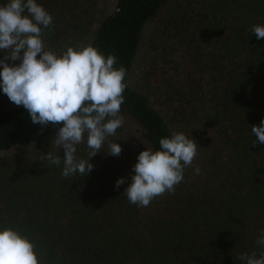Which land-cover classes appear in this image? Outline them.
Here are the masks:
<instances>
[{"label": "trees", "instance_id": "obj_1", "mask_svg": "<svg viewBox=\"0 0 264 264\" xmlns=\"http://www.w3.org/2000/svg\"><path fill=\"white\" fill-rule=\"evenodd\" d=\"M85 1L94 3L36 0L54 18L46 50L63 51ZM95 20L84 43L126 69L124 123L90 159V173L63 178L62 164L41 159L57 151L51 142L62 125L34 124L23 106L0 109V151L40 147L0 157V229L27 235L41 264H242L238 254L259 251L264 228V144H253L251 132L264 118V38L250 31L264 26V0H117ZM151 23L146 87L138 89L129 79ZM174 131L196 141L200 174L186 168L173 194L130 204L123 192L138 154L159 150ZM109 141L119 156L107 154ZM76 156L87 158L85 144Z\"/></svg>", "mask_w": 264, "mask_h": 264}, {"label": "clouds", "instance_id": "obj_2", "mask_svg": "<svg viewBox=\"0 0 264 264\" xmlns=\"http://www.w3.org/2000/svg\"><path fill=\"white\" fill-rule=\"evenodd\" d=\"M44 29L54 30V18L36 0H7L0 6V91L11 103L23 106L32 123L46 127L62 125L51 145L63 149L41 153L49 165L60 167L63 178L79 174L85 177L93 169L89 162L101 152L108 137L114 136L124 123L121 105L124 103L126 69L117 64L115 55L105 57L91 44L66 46L59 55L46 50ZM257 39L264 38V26L250 29ZM22 53V55H21ZM19 60L18 65L8 61ZM256 137L253 144H264V118L259 126L252 125ZM85 144L87 158L78 159L77 146ZM159 150L145 147L132 165L131 183L123 194L130 204L147 207L165 192L173 194L184 179L186 168L193 167L198 145L190 134L174 131L159 140ZM108 153L119 156L122 148L109 141ZM125 183L119 178L115 187ZM259 251L238 254L242 264H264V228L255 241ZM36 245L27 235L12 227L0 229V264H41Z\"/></svg>", "mask_w": 264, "mask_h": 264}, {"label": "rangeland", "instance_id": "obj_3", "mask_svg": "<svg viewBox=\"0 0 264 264\" xmlns=\"http://www.w3.org/2000/svg\"><path fill=\"white\" fill-rule=\"evenodd\" d=\"M117 0H94V3L90 5L89 7L85 8L87 4L90 3V1H85L83 2L81 7H78V10L75 12V17L76 21L74 19L72 20L73 22H70V28L71 32L69 30V33L71 35H68V38L65 45L64 49H66V46H75L79 42H85L87 39L89 33L91 32V29H93L94 24H95V19L100 17L104 13H109L111 10L114 8L115 3ZM164 13L162 14L161 17H163ZM74 23V24H73ZM77 25V26H74ZM156 27L154 26V23H151L147 26V30L145 31V34L142 39L139 55L136 59V62L134 63L132 73L130 75V83L135 86V88L138 89H145L146 86H143V83H146L147 78L143 77V72L148 69L150 66V56L147 58V54L150 53V35L151 32L155 29ZM157 35V31L155 32V36ZM155 38V37H154ZM154 42V41H152ZM159 42V40H158ZM161 44H165V42L160 41ZM85 44V43H84ZM160 44V43H159ZM160 44V45H161ZM154 46V45H153ZM159 50V49H158ZM61 51H58L57 54H60ZM22 55V53H21ZM10 66L12 65H18L19 62H11L8 61ZM8 106H16L13 103H11L8 99V97L0 91V109L3 107H8ZM30 148V147H29ZM35 148H40V147H33V149H25V151H21L18 147L14 148L9 151H0V157H13L16 154L18 155H23L24 152L27 153L28 155L31 152V155L33 156L34 154H37L38 149Z\"/></svg>", "mask_w": 264, "mask_h": 264}]
</instances>
